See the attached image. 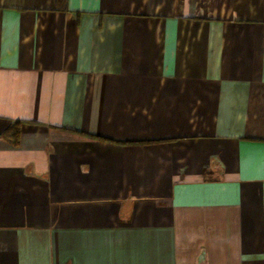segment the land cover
<instances>
[{"label": "crops", "instance_id": "0c3cea01", "mask_svg": "<svg viewBox=\"0 0 264 264\" xmlns=\"http://www.w3.org/2000/svg\"><path fill=\"white\" fill-rule=\"evenodd\" d=\"M0 264H264V0H0Z\"/></svg>", "mask_w": 264, "mask_h": 264}, {"label": "trees", "instance_id": "16d2710c", "mask_svg": "<svg viewBox=\"0 0 264 264\" xmlns=\"http://www.w3.org/2000/svg\"><path fill=\"white\" fill-rule=\"evenodd\" d=\"M3 135L5 138L9 139L12 144L17 145L20 139V122H11L6 130H4Z\"/></svg>", "mask_w": 264, "mask_h": 264}]
</instances>
